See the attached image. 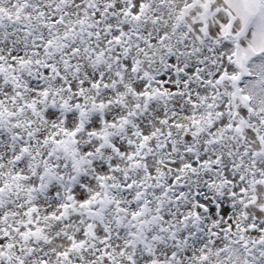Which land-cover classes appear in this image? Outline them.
<instances>
[{"label": "snow or ice", "instance_id": "6c2138e0", "mask_svg": "<svg viewBox=\"0 0 264 264\" xmlns=\"http://www.w3.org/2000/svg\"><path fill=\"white\" fill-rule=\"evenodd\" d=\"M0 264H264V0H0Z\"/></svg>", "mask_w": 264, "mask_h": 264}]
</instances>
